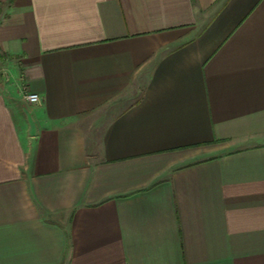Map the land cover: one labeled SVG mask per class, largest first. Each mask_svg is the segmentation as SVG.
Masks as SVG:
<instances>
[{
    "label": "crops",
    "instance_id": "0c3cea01",
    "mask_svg": "<svg viewBox=\"0 0 264 264\" xmlns=\"http://www.w3.org/2000/svg\"><path fill=\"white\" fill-rule=\"evenodd\" d=\"M0 264H264V0H0Z\"/></svg>",
    "mask_w": 264,
    "mask_h": 264
},
{
    "label": "built area",
    "instance_id": "2783aa9c",
    "mask_svg": "<svg viewBox=\"0 0 264 264\" xmlns=\"http://www.w3.org/2000/svg\"><path fill=\"white\" fill-rule=\"evenodd\" d=\"M27 100H28L29 103L34 104V105L40 103V97L37 94H30V95H28L27 96Z\"/></svg>",
    "mask_w": 264,
    "mask_h": 264
}]
</instances>
